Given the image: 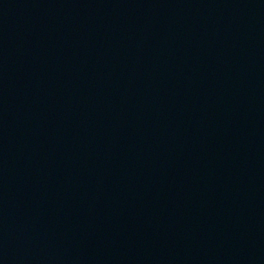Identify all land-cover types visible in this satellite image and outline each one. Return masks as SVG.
Segmentation results:
<instances>
[{
  "label": "water",
  "instance_id": "obj_1",
  "mask_svg": "<svg viewBox=\"0 0 264 264\" xmlns=\"http://www.w3.org/2000/svg\"><path fill=\"white\" fill-rule=\"evenodd\" d=\"M0 264H264V0H0Z\"/></svg>",
  "mask_w": 264,
  "mask_h": 264
}]
</instances>
